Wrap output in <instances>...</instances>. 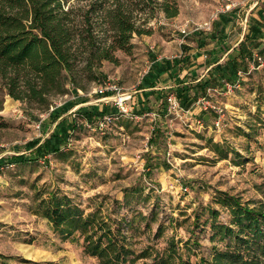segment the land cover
<instances>
[{
	"label": "rangeland",
	"instance_id": "rangeland-1",
	"mask_svg": "<svg viewBox=\"0 0 264 264\" xmlns=\"http://www.w3.org/2000/svg\"><path fill=\"white\" fill-rule=\"evenodd\" d=\"M176 3V17L156 9L145 26L150 34L133 35L131 53L117 51V64L103 63L101 78L131 95L127 114L108 106L113 117L103 130L94 129L101 118L78 115L102 105L93 83L53 98L44 113L11 99L0 85V264H102L78 233L64 239L54 232L39 209L50 193L67 196L84 214H101L134 264H158L171 245L175 257L191 264H210L215 251L251 254L232 237L212 236L208 210L235 231L220 196L264 210V27L258 48L242 42L264 0ZM186 24L190 31L183 36ZM198 42L206 44L199 49L204 65L189 72L190 85L206 68L222 66L241 42L258 66L249 61L248 72L234 82L216 81L207 110L195 103L182 110L167 101L171 88L164 87L171 82L148 72L157 57L186 59L182 47L195 49Z\"/></svg>",
	"mask_w": 264,
	"mask_h": 264
},
{
	"label": "trees",
	"instance_id": "trees-1",
	"mask_svg": "<svg viewBox=\"0 0 264 264\" xmlns=\"http://www.w3.org/2000/svg\"><path fill=\"white\" fill-rule=\"evenodd\" d=\"M78 1H85L86 5L73 7L68 5L70 0H0V85L11 99L24 103L29 109L48 112L53 98L71 90L86 91L92 83L100 84L103 63L117 64V51L131 53L133 35L150 34L151 30L145 26L154 18L156 9L167 19L178 15L176 0ZM256 13L258 19H254L255 24L250 26L242 42L249 39L255 42L252 46L258 48L257 34L264 27V10L258 9ZM242 42L222 66L212 69L208 79L194 85L179 79L170 89L182 110L190 109L195 100L206 96L207 89H216L213 85L219 79L224 86L234 82L238 74L245 75L249 61L258 66L252 48L248 49ZM182 48L183 52L189 50ZM168 63L163 60L161 66L167 67ZM153 69L148 73H153ZM108 108L102 104L80 110L78 115L93 122L111 114ZM218 201L228 209L237 230L216 223L217 212L210 209L212 236L232 237L250 249L251 254L245 256L234 249L215 251L210 264H264V210L242 205L237 198L228 195L220 196ZM39 209L62 238L78 233L85 251L102 264L136 262L135 257H128L129 250L101 214H84L67 196L55 193L41 199ZM170 249L167 255L159 257L158 264H191L174 256L173 245Z\"/></svg>",
	"mask_w": 264,
	"mask_h": 264
},
{
	"label": "built area",
	"instance_id": "built-area-1",
	"mask_svg": "<svg viewBox=\"0 0 264 264\" xmlns=\"http://www.w3.org/2000/svg\"><path fill=\"white\" fill-rule=\"evenodd\" d=\"M226 10H229V7H227ZM222 11L225 12V10ZM197 30L198 28L192 29V31H197ZM189 31L190 30L187 24L181 27L180 29V32L183 34V36L189 34ZM236 85H232V88H234V86ZM228 86L229 85H227V87ZM214 91H216V89H207L206 96L199 98L195 102V105L201 104L202 109L207 110L209 107V100L207 98ZM93 93L100 97V101L103 105L113 106L115 109H117L119 113L127 114L129 112L127 101L130 99L131 95L127 93L126 90L122 86H120L117 81L110 78L104 79L100 84L95 86ZM167 101L173 107L180 108L179 103L173 94H170L167 97ZM112 117L113 115L111 114L103 115L101 119L98 120L94 129L103 130L106 127V125L111 121ZM87 126L90 129L93 128L90 124H87Z\"/></svg>",
	"mask_w": 264,
	"mask_h": 264
},
{
	"label": "crops",
	"instance_id": "crops-1",
	"mask_svg": "<svg viewBox=\"0 0 264 264\" xmlns=\"http://www.w3.org/2000/svg\"><path fill=\"white\" fill-rule=\"evenodd\" d=\"M206 44H202L200 42L197 43V47L195 49H193L190 45H185L184 47H187L189 50L187 52H184V56L186 59H183L182 61H169L168 66H161L163 59H161V57H157L155 61H157V65L154 67V71L153 73L150 74L151 77L154 76V78H156L157 80H162L163 82H168L170 81L171 84L165 86L164 88H172L179 79H183V81H185V78H187V75H189V72H191V74L193 72H197V69L202 67L204 65V62H202L201 58H202V54L199 53V49L202 47H205ZM190 46V47H189ZM183 50V48H182ZM190 52V54H189ZM165 60V59H164ZM187 60V61H186ZM161 66V67H160ZM178 69L177 71L182 73V77L181 74L180 75H176L175 72L173 71V68ZM212 67H208L206 68V73L205 75H200L197 80H201V79H208L209 78V74L212 72ZM216 74L214 73L212 75V77H214ZM151 83L155 82V81H150ZM186 82V81H185ZM150 83V84H151Z\"/></svg>",
	"mask_w": 264,
	"mask_h": 264
}]
</instances>
